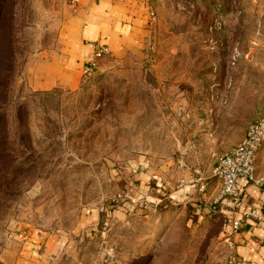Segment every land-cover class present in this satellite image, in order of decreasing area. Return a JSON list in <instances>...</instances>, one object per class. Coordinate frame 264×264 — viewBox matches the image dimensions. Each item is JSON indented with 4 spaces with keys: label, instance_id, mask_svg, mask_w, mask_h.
<instances>
[{
    "label": "rangeland",
    "instance_id": "1",
    "mask_svg": "<svg viewBox=\"0 0 264 264\" xmlns=\"http://www.w3.org/2000/svg\"><path fill=\"white\" fill-rule=\"evenodd\" d=\"M149 8L138 48L52 88L38 73L64 54L77 5L0 0V264H228L235 254L210 196L217 158L264 119V0ZM192 185L198 195L180 201Z\"/></svg>",
    "mask_w": 264,
    "mask_h": 264
},
{
    "label": "crops",
    "instance_id": "2",
    "mask_svg": "<svg viewBox=\"0 0 264 264\" xmlns=\"http://www.w3.org/2000/svg\"><path fill=\"white\" fill-rule=\"evenodd\" d=\"M149 1L78 0L77 3L73 1L74 5H77V16L72 19L71 31L63 38L64 54L50 59L46 68L39 70L38 77L44 78V82L41 81V83L46 87L51 85L52 88L59 83L78 86L91 53V43L107 45L111 50V56H125L129 51L138 48L140 35L145 33L144 27L153 22ZM256 167L259 174L264 171V149L257 154ZM148 181L151 182L150 178ZM196 186L181 187L180 191H177L178 199L184 201L187 195L191 198L198 195L197 190L194 189ZM241 186L244 191V200L249 207L241 204L236 209L234 217L239 219L242 225L233 237L235 243L233 259L237 264H264V192L252 184ZM147 187L145 185L144 192ZM158 187L160 192L169 189L168 185L165 188L162 185ZM204 188L205 186L200 192ZM219 189L218 184L210 198H215ZM249 208L257 218H246ZM196 211L200 213V211L204 212V209L198 206ZM221 212L225 215L226 209L222 208Z\"/></svg>",
    "mask_w": 264,
    "mask_h": 264
},
{
    "label": "built area",
    "instance_id": "3",
    "mask_svg": "<svg viewBox=\"0 0 264 264\" xmlns=\"http://www.w3.org/2000/svg\"><path fill=\"white\" fill-rule=\"evenodd\" d=\"M73 1L78 2V0ZM151 18L155 19L153 12H151ZM90 50L87 65L83 69V76H91L98 69L100 62L112 55L109 47L103 44L91 43ZM261 149H264V119L250 124L241 142L217 158L214 176L218 179L220 189L211 208L214 211L218 207L226 209L223 230L225 241L231 250H235L233 237L242 225L241 221L234 217L236 209L241 204L249 207L244 200L241 185L252 184L264 192V171L259 174L256 167V157ZM245 216L246 218H257L251 208ZM228 264H237L233 256Z\"/></svg>",
    "mask_w": 264,
    "mask_h": 264
},
{
    "label": "trees",
    "instance_id": "4",
    "mask_svg": "<svg viewBox=\"0 0 264 264\" xmlns=\"http://www.w3.org/2000/svg\"><path fill=\"white\" fill-rule=\"evenodd\" d=\"M39 94H43V95H50V93H48V92H41V93H39ZM260 120H263V119H260ZM260 120H257V121H260ZM257 121H254V122H252V123H255V122H257ZM251 123V124H252ZM249 127V126H248ZM1 137V136H0ZM1 143V142H0Z\"/></svg>",
    "mask_w": 264,
    "mask_h": 264
}]
</instances>
